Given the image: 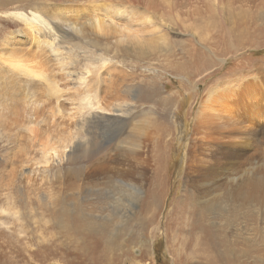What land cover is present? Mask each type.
Listing matches in <instances>:
<instances>
[{
  "label": "rangeland",
  "instance_id": "1",
  "mask_svg": "<svg viewBox=\"0 0 264 264\" xmlns=\"http://www.w3.org/2000/svg\"><path fill=\"white\" fill-rule=\"evenodd\" d=\"M112 1L139 42L103 18L40 31L109 0L0 9V264H264V102L197 116L213 86L264 94V0ZM142 127V165L109 168Z\"/></svg>",
  "mask_w": 264,
  "mask_h": 264
},
{
  "label": "bare ground",
  "instance_id": "2",
  "mask_svg": "<svg viewBox=\"0 0 264 264\" xmlns=\"http://www.w3.org/2000/svg\"><path fill=\"white\" fill-rule=\"evenodd\" d=\"M17 1L18 0H10V1L9 0H1L0 1V9L1 10L7 9V8L11 7L14 3H17ZM109 2L110 3H108L106 5V16H103V17H99V15L96 12H94L96 10V7L98 9H100L99 5H97V4H93L92 5V8L94 9L93 11H90L89 9L86 8L85 9L86 13L83 11L82 15L80 14L81 11H79L76 7H75L76 8L75 9L74 6H67L68 9H65V8L58 9L57 8L56 10L59 13L57 14L56 11H55L56 14L55 13L54 14L51 13L50 16L48 17V19H50V21L47 20V23L44 24L43 26L39 22L40 26L43 27V29H41L40 31L41 32H46V33L50 32V35H51V32L58 33V31H54L52 29L51 25L54 24L53 22L55 20H59L58 18H60L61 21L66 25L65 28L72 27L73 31L76 34L79 33V32L83 33V31H84V27L83 26L81 27L80 30L77 28V27H79L78 20L80 18H87L88 20L91 21L92 28L96 32H100V31L104 30V20L103 19H105L107 22L111 23V26H110L109 30L110 29H114L115 32L119 33L121 37L125 38L129 42H132V43L139 42L140 36L138 35V32H139L138 29H132V26L130 24H128L127 26L126 25L123 26V25H120V24L113 23V21L115 20V15L117 13H119V12H123L124 13V11H127V12L129 11V10H126L127 9L126 8L127 4H125V3L115 4V2L112 3L113 2L112 0H109ZM128 8H130V7H128ZM62 9H63L64 12H62ZM130 9H131L130 11H133L132 8H130ZM36 10H38V9H36ZM82 10H84V9H82ZM88 10H89V12H88ZM76 12H78L79 15ZM14 13H15L14 15L16 17H18L19 20L20 19L23 20V21L27 20L28 16L25 13L20 12V11H16ZM39 13H37V14H39ZM43 14H45V13H43ZM36 16L37 15H35V17ZM91 17H93V19ZM101 18H103V19H101ZM129 22H130V20H129ZM27 24L29 25V28L31 30V34L32 35H41V34H37L36 33L37 32V29H36L37 25L35 24L34 21L33 22H28ZM63 28H62V30L65 29V28L64 29ZM23 33L25 34V31H22V33L21 32H16V33H11V34L9 33L10 34L9 36L12 37V35H14V34H23ZM10 37H8L5 40V42H6L5 45H7V46L10 43L9 41L13 42V40H11ZM38 37L40 38L41 36H38ZM44 38H47V37H44ZM11 45H12V43H11ZM12 48H13V46H12ZM50 48L53 49V51L57 50L53 46H50ZM56 52H58V51H56ZM56 56L60 57V55H56ZM238 91H239V89L238 90H229L228 91L225 88L221 89L219 87H214V86L211 87L206 93V98L207 99L203 100V102L200 105V108H199V111H198V114H197L198 120L200 121L201 119H204V120L205 119H208V120H211V119L216 120V119H218V120H220L222 122H225V120L227 119V116H226L227 112L231 113V112L235 111V109H236L235 100L240 95L243 97L244 100L249 101L250 103L255 102V103H257L258 106H260L259 104H261L262 101L264 102V100H263L264 99V94L263 93L261 95L258 94V92L255 89L254 85H244L242 87V89L239 92ZM87 97L88 96H86L85 99H88ZM89 100H91V97L88 100H86V101H89ZM39 101H41V100H39ZM262 105H263V103H262ZM58 110H59V108H58ZM250 111H251V109H250ZM251 112H253V111H251ZM260 113L261 112L256 107V112L253 115H255V114L259 115ZM257 124H260V123H257ZM143 131H144V128L143 129L136 128L134 130L133 134L124 137L123 140L122 139L120 140V142L122 141L121 144H120L122 146L119 148V151H118V152H120V154H118V152H117L116 157L113 156V157L110 158L112 160L111 164L114 165V167H110L109 166V168H123V167H126L129 164H132L133 166L135 164H141L142 165V161H141L140 157L138 156L139 154L137 155V148H139V149L142 148L141 142H144L143 138H142ZM260 132L262 133V131H260ZM240 133L242 135H244V134L245 135H249V134L252 133V131H251V129L246 128V130H244V131L241 130ZM211 154H209V155H211ZM106 164H107V162H102V163H100V166H106ZM115 172H116L117 178H118V180L120 182L127 179L125 173L120 172L118 170H115ZM142 175L143 176L145 175V171L144 170H143V174ZM134 177H135L134 172H131L129 174V178H130L131 182H134V179H133Z\"/></svg>",
  "mask_w": 264,
  "mask_h": 264
}]
</instances>
